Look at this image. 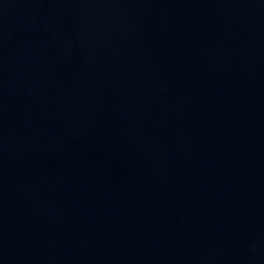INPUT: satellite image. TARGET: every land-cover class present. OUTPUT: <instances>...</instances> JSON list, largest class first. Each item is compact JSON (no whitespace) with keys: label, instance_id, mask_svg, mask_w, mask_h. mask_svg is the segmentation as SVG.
Here are the masks:
<instances>
[{"label":"water","instance_id":"95a60500","mask_svg":"<svg viewBox=\"0 0 264 264\" xmlns=\"http://www.w3.org/2000/svg\"><path fill=\"white\" fill-rule=\"evenodd\" d=\"M0 264H264V0H0Z\"/></svg>","mask_w":264,"mask_h":264}]
</instances>
